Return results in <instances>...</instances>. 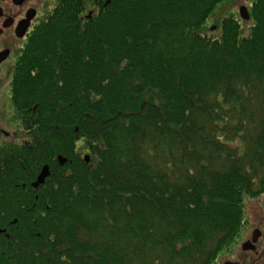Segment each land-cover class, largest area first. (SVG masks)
Listing matches in <instances>:
<instances>
[{"label": "trees", "instance_id": "16d2710c", "mask_svg": "<svg viewBox=\"0 0 264 264\" xmlns=\"http://www.w3.org/2000/svg\"><path fill=\"white\" fill-rule=\"evenodd\" d=\"M226 1L109 0L88 20L67 1L30 41L13 89L33 132L5 167L0 264L233 258L264 194V0L249 32Z\"/></svg>", "mask_w": 264, "mask_h": 264}, {"label": "flooded vegetation", "instance_id": "af4514ba", "mask_svg": "<svg viewBox=\"0 0 264 264\" xmlns=\"http://www.w3.org/2000/svg\"><path fill=\"white\" fill-rule=\"evenodd\" d=\"M67 1L72 0H0V187H3L0 190V199H5L6 193L18 188L17 185H9L5 181L11 170L5 167L13 163L18 156L17 151L29 142L33 132L32 115L35 108L30 106L24 111L18 110L13 89L14 74L30 41L39 31L49 27V21L59 9L65 8ZM74 2L80 3L77 12L87 20L100 11V3L104 6L109 4V0ZM253 8L254 0H227L224 4L226 14H233L234 21L247 32L251 28ZM217 29V24H213L210 30L214 33ZM254 202L246 240L241 243L237 257L226 262L264 264V194ZM1 203L6 204L8 201L0 200ZM4 233L6 231L0 230V235ZM246 243L249 245L244 248Z\"/></svg>", "mask_w": 264, "mask_h": 264}, {"label": "water", "instance_id": "95a60500", "mask_svg": "<svg viewBox=\"0 0 264 264\" xmlns=\"http://www.w3.org/2000/svg\"><path fill=\"white\" fill-rule=\"evenodd\" d=\"M244 11H246L245 8H243ZM242 10V17H244V11ZM249 17H246V19H248ZM85 160L87 161V163H89V157L86 156L85 157ZM60 161L61 163L62 162H65L66 160L62 161L61 158H60ZM50 176V170H49V167L48 166H45L41 172V174L39 175L37 181L34 183V188H38L39 186L43 185L45 183V180ZM248 243H246L244 245V248H247L248 247ZM225 264H235V263H231V262H226Z\"/></svg>", "mask_w": 264, "mask_h": 264}, {"label": "rangeland", "instance_id": "374dc122", "mask_svg": "<svg viewBox=\"0 0 264 264\" xmlns=\"http://www.w3.org/2000/svg\"><path fill=\"white\" fill-rule=\"evenodd\" d=\"M217 17H218V19L219 20H221L222 19V12L220 11L219 12V10L217 11V13H216V17H213L212 18V20H211V22H210V24H209V26H208V29H209V31H210V29H211V26L213 25V24H218L219 22H218V19H217ZM214 35H216V34H214ZM19 129H20V127H19ZM85 142V140L84 139H82V140H80V141H78V143H77V147L79 148L83 143ZM78 151V150H77ZM254 201L253 202H249V207H250V210H251V215H252V213H253V207H254ZM250 220V219H249ZM249 225H250V223H249ZM247 228H249V226L248 227H246V229ZM248 231H249V229L247 230V233H248ZM247 233H246V236L245 237H247ZM249 236V235H248ZM246 240V238H242V242H244ZM241 242V243H242ZM240 243V244H241ZM239 244V245H240ZM238 249H239V246L237 247ZM234 258H236L237 257V253L233 256Z\"/></svg>", "mask_w": 264, "mask_h": 264}]
</instances>
